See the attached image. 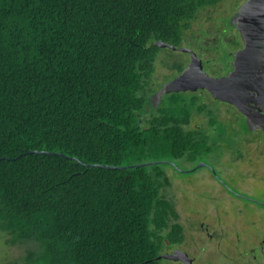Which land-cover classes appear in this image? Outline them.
<instances>
[{"label":"trees","instance_id":"trees-1","mask_svg":"<svg viewBox=\"0 0 264 264\" xmlns=\"http://www.w3.org/2000/svg\"><path fill=\"white\" fill-rule=\"evenodd\" d=\"M223 1L0 0V228L35 243L21 264L175 263L174 167L85 164L195 159L202 90L157 100L184 70L174 59L157 79L158 59L183 52L197 14Z\"/></svg>","mask_w":264,"mask_h":264},{"label":"rangeland","instance_id":"rangeland-1","mask_svg":"<svg viewBox=\"0 0 264 264\" xmlns=\"http://www.w3.org/2000/svg\"><path fill=\"white\" fill-rule=\"evenodd\" d=\"M239 2L226 0L201 10L187 31L184 47L201 58L203 71L210 76H214L213 65L205 62L219 59L218 39L232 21L238 23L232 17ZM187 54L172 51L169 57L162 53L157 79L164 73L175 75L171 68L174 59L188 74L198 77ZM198 95L205 110L195 113L190 124L203 127L207 138L194 160L179 159L176 164L182 170L199 162L207 166L187 172L165 167L170 181L165 192L174 201L184 234L174 246L192 264H257L256 252L244 246L262 247L264 254V138L261 131L250 136L241 131L242 117L233 107L206 93ZM10 237L0 228V264H21V256L35 243L13 244Z\"/></svg>","mask_w":264,"mask_h":264},{"label":"water","instance_id":"water-1","mask_svg":"<svg viewBox=\"0 0 264 264\" xmlns=\"http://www.w3.org/2000/svg\"><path fill=\"white\" fill-rule=\"evenodd\" d=\"M233 20L238 22L234 23V25H236L240 30L243 40V47L241 50L234 53L233 68L230 70V72L223 76H216L226 70L228 67V62L230 61L228 52H232V50L236 47V42H240L237 30L233 27V25L226 26L224 28L223 36L218 39L219 59L217 62H205L211 63L213 65L214 76H210L205 71H203L202 60L194 52L188 48L180 47L181 51L190 53V60L197 68L198 73L196 74H200L198 77H194V75L188 74L187 70H183L178 76L167 81L164 84L162 91H181L206 88L215 98L232 103L240 111L244 112L240 105V97L245 94L246 91L249 93V90H256L261 95V100L259 102H261L264 106V0H245L240 5V7H237L233 15ZM157 44L159 46H169L170 48H173L172 45L161 41H157ZM211 99L216 102H220L216 99ZM157 100H160V95H157ZM241 117L242 121L240 130L245 132L247 136L259 131L258 129L251 127L249 125L250 123L243 115H241ZM261 134L264 138V134ZM30 152L56 154L55 152L36 150H30L26 153ZM157 162H166L181 172L192 171L199 168L200 166H207V164L199 162L189 170H182L176 165V163L165 160L147 161L126 166H110L92 163L85 165L87 167L127 168L134 166L138 167ZM244 248L249 252H256L257 263L263 259L264 254L261 253L262 247L246 248L244 246ZM164 256L174 261L180 260L184 264H192L191 260L184 251L174 250L172 253L165 254Z\"/></svg>","mask_w":264,"mask_h":264},{"label":"flooded vegetation","instance_id":"flooded-vegetation-1","mask_svg":"<svg viewBox=\"0 0 264 264\" xmlns=\"http://www.w3.org/2000/svg\"><path fill=\"white\" fill-rule=\"evenodd\" d=\"M234 26H235L234 28L237 30V34L240 38L239 46L235 47L232 50V52H228V55L230 56V61L228 62V67L226 68V70L223 73L218 74L216 76H223V75L228 74V72H230V70L233 68V55H234V53L241 50L243 47V40L241 37L240 30L237 28L236 25H234ZM189 56H190V53H189ZM189 58L191 59V57H189ZM200 89L202 90V93H206L211 98L225 103L224 106L227 105V106L233 107L236 111H238L241 115H243L247 119V121L250 123L249 125L251 127L258 129L259 131H261V133L264 134V106L261 102H259L261 100V95L259 94L258 91L249 90V93H247V91H246L245 94H243L242 96L239 95V96H241L240 97V105L244 110V112H243V111H240L234 104L226 102L224 100H220L218 98H215L206 88H200ZM162 90H163V88H162ZM162 90L160 92H157L158 95H160V98H161V95L164 93V91H162ZM181 91H185V90H181ZM191 91H193V90H191ZM242 91H243V89H242ZM174 250H179V249L177 247H173V251ZM175 262H177L179 264H184L180 260H175ZM257 264H264V257Z\"/></svg>","mask_w":264,"mask_h":264}]
</instances>
